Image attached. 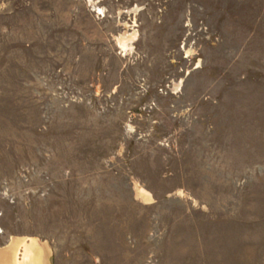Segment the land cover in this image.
I'll return each instance as SVG.
<instances>
[{
	"label": "rangeland",
	"instance_id": "obj_1",
	"mask_svg": "<svg viewBox=\"0 0 264 264\" xmlns=\"http://www.w3.org/2000/svg\"><path fill=\"white\" fill-rule=\"evenodd\" d=\"M15 236L51 264H264V0H0Z\"/></svg>",
	"mask_w": 264,
	"mask_h": 264
},
{
	"label": "bare ground",
	"instance_id": "obj_2",
	"mask_svg": "<svg viewBox=\"0 0 264 264\" xmlns=\"http://www.w3.org/2000/svg\"><path fill=\"white\" fill-rule=\"evenodd\" d=\"M130 38V37H129ZM132 39V38H130ZM127 37H119V43L124 47ZM13 248V264H51L49 256L51 248L47 241L40 240L36 237L23 238ZM22 248L20 249L19 247ZM16 262V263H15Z\"/></svg>",
	"mask_w": 264,
	"mask_h": 264
},
{
	"label": "crops",
	"instance_id": "obj_3",
	"mask_svg": "<svg viewBox=\"0 0 264 264\" xmlns=\"http://www.w3.org/2000/svg\"><path fill=\"white\" fill-rule=\"evenodd\" d=\"M23 238H28V237L15 236L12 239H10L4 246L0 247V264H13L14 263L13 248L15 246L13 244L16 245ZM19 248L21 249L22 246ZM50 259H51V254L49 256V262H50Z\"/></svg>",
	"mask_w": 264,
	"mask_h": 264
}]
</instances>
